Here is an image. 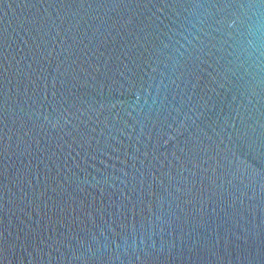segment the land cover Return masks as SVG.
<instances>
[{
    "label": "water",
    "instance_id": "obj_1",
    "mask_svg": "<svg viewBox=\"0 0 264 264\" xmlns=\"http://www.w3.org/2000/svg\"><path fill=\"white\" fill-rule=\"evenodd\" d=\"M0 264H264V0H0Z\"/></svg>",
    "mask_w": 264,
    "mask_h": 264
}]
</instances>
